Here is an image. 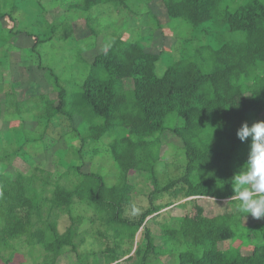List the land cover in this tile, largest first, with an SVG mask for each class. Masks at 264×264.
I'll list each match as a JSON object with an SVG mask.
<instances>
[{"label": "trees", "instance_id": "16d2710c", "mask_svg": "<svg viewBox=\"0 0 264 264\" xmlns=\"http://www.w3.org/2000/svg\"><path fill=\"white\" fill-rule=\"evenodd\" d=\"M134 1L74 0L66 11L85 14L110 3L128 8ZM138 1L161 9L162 23L160 11L147 7L153 28L164 25L186 38L219 21L225 26L222 41H198L189 54L172 59L159 73L161 49L147 50L141 36L113 37L85 62L74 99L56 77V101L40 95L42 105L27 107L24 100L5 94L1 112L11 111L10 105L16 114L30 113L44 120V131L52 119L63 118L80 148L71 151L79 164L69 160L63 182L44 168H14L15 153L0 151V264L12 262L23 246L30 264H120L121 258L125 264H264V219L244 218L231 186L251 143V137L241 142L237 129L243 122L251 126L264 121V0ZM17 3L0 0V20H12ZM87 29L94 33L90 25ZM205 33L212 40V33ZM18 34L33 37L32 49L38 42L35 35L15 30L6 37ZM80 122L82 133L73 127ZM22 132L24 144L44 145L42 132ZM106 135L116 169L113 184L99 172H83L79 162L80 152L97 153V143ZM166 143L184 151L185 164L181 173L164 175L168 178L162 182L157 165ZM174 162L178 171L180 163ZM137 174L149 188L148 205L139 213L130 207L135 191L131 177ZM162 196L168 200L157 202ZM185 198L191 199L192 211L177 215L174 225L160 223L162 245L175 249L154 244L156 236L146 224L164 207L181 208L183 204L175 203ZM224 199L227 205L221 211L206 214L207 202L213 200L217 207ZM76 204L88 209L86 217L73 212ZM62 216L68 223L59 228ZM140 228L142 236L133 248ZM225 241L230 244L223 248Z\"/></svg>", "mask_w": 264, "mask_h": 264}, {"label": "rangeland", "instance_id": "374dc122", "mask_svg": "<svg viewBox=\"0 0 264 264\" xmlns=\"http://www.w3.org/2000/svg\"><path fill=\"white\" fill-rule=\"evenodd\" d=\"M17 1V9L12 14L13 19L4 17L0 20V151L8 150L15 153V157L11 161L12 167L22 171L27 169L31 171L34 167L44 168L51 173L53 179H59V182L64 181L62 175L69 165V160H71L70 164H79L77 159L71 158V151L76 152L80 148V140L69 133L72 132V127L63 118L52 119L47 131H44V120L30 113L16 114L12 112L13 107L10 105L9 110L11 111L1 112L4 109L6 93L9 94L8 99L10 100L14 98L24 100L27 107L42 105L40 95L56 101V91L52 85L53 78L56 77L58 84L63 85L74 99L75 93L79 90L82 73L86 70L85 62H91L95 51H99L113 37L120 36L127 40H138L141 36L144 37L142 42L147 50L158 51L161 49L163 53L157 67V71L160 73L172 59L189 54L198 41H212L215 45L219 44L222 41L221 29L225 28L221 22L211 21L204 25V29L200 32L195 31L192 35L184 38L173 33L164 25L153 28L146 13L147 7L152 13L160 11L159 20L162 23L164 17L161 9L152 2L145 5L138 0L129 4L128 8H123L117 3H110L95 7L85 14L79 11H66L67 3L74 0ZM7 7L2 8L7 10ZM88 25L93 28V34L89 33ZM14 30L35 35L38 41L35 47L32 49L33 37L26 34L6 37L9 31L13 32ZM206 31L212 33V40L209 39L210 34L205 33ZM8 99L6 100L9 101ZM82 124L80 122L73 127L77 126L79 133H82L84 130ZM23 129L34 132L35 136L42 132L44 145L42 146V143L37 141L24 144ZM110 140L109 135L101 138L97 143L99 148L97 153H92L89 150L80 152L82 159L79 162L82 161L81 170L83 172H99L103 175L104 181L113 184L116 169L107 153ZM174 159L180 163L177 164L178 171L174 168ZM184 164V151L177 150L176 146L171 143L164 144L161 161L157 165L159 178L163 182L168 176L181 173ZM0 168H4V162ZM131 182L135 183V191L131 193L132 204L130 207L135 209V213H139L148 205L145 195L149 188L145 186L146 183L144 185L139 174L131 177ZM167 200L168 196H162L157 202L164 203ZM218 202L217 207L213 200L205 204L207 215L214 214L217 209L221 211L224 204L227 205L226 199ZM175 204L183 205L181 208L176 207L177 205L162 208L154 217V223L146 224L150 227L151 233L156 236L154 244L168 249L174 247L162 245L159 237L162 233L160 223L166 222L174 225L177 215L183 211H192L190 198L180 199ZM85 208L81 204H76L73 212L86 217L88 209ZM227 208L236 210L235 206L231 204H228ZM250 219L255 218L250 215ZM255 220L258 221V219ZM58 223L59 228H63L67 225L68 220L62 216ZM141 234L140 228L135 234L133 248L140 240ZM229 244L230 241H225L221 246L226 248ZM26 251L27 249L23 246L21 253L16 254L13 261L8 264H30L31 261L25 254ZM159 256L162 259L167 257V255ZM173 256L177 257V253L175 252ZM118 262L125 264L124 258L119 259ZM68 263L67 260H63L58 264Z\"/></svg>", "mask_w": 264, "mask_h": 264}, {"label": "clouds", "instance_id": "9594fccd", "mask_svg": "<svg viewBox=\"0 0 264 264\" xmlns=\"http://www.w3.org/2000/svg\"><path fill=\"white\" fill-rule=\"evenodd\" d=\"M236 135L241 142L251 137L247 161L231 177L237 210L244 218L250 214L255 219H264V121H256L251 126L243 122Z\"/></svg>", "mask_w": 264, "mask_h": 264}]
</instances>
